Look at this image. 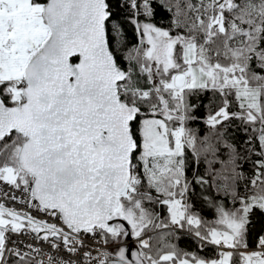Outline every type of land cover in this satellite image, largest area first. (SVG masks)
Wrapping results in <instances>:
<instances>
[{"label": "snow or ice", "instance_id": "obj_1", "mask_svg": "<svg viewBox=\"0 0 264 264\" xmlns=\"http://www.w3.org/2000/svg\"><path fill=\"white\" fill-rule=\"evenodd\" d=\"M118 7L139 37L124 66L110 39L122 35V22L109 0H0V181L62 224L0 203V264L10 257L76 264L50 253L36 260L41 249L32 244L25 252L8 247L7 233L27 232L80 255V264H233L235 255L239 264H264V236L259 250H246L250 218L264 214V159L250 180L256 191L241 195L240 149L227 128L239 120L252 133L245 151L258 144L264 157V0H123ZM157 8L167 26L153 22ZM209 92L219 103L201 137L188 125L198 119L193 98ZM201 162L207 171L194 182L239 204L217 205L218 219L207 227L185 202L193 183L186 167ZM145 202L166 206L168 223ZM170 226L227 250L209 260L173 244L154 249L147 233ZM97 237L104 247L94 256L86 240Z\"/></svg>", "mask_w": 264, "mask_h": 264}, {"label": "trees", "instance_id": "obj_2", "mask_svg": "<svg viewBox=\"0 0 264 264\" xmlns=\"http://www.w3.org/2000/svg\"><path fill=\"white\" fill-rule=\"evenodd\" d=\"M109 3L111 4L113 11L119 13L120 20L122 22V35L117 38V41L120 40L119 42L121 45L117 44L116 46L115 44H112V46L117 53V58L120 60L121 65L124 66L126 61L122 59L123 56L126 54L128 49L138 44L139 38L135 31V25L130 22V17L127 13V10L118 7V3H123V0H109ZM153 22L158 26H167L168 14L157 8ZM114 34V32L110 33V39H115ZM193 102L199 105L196 110V116L198 119L195 122H190L188 126L192 129H195L198 134L203 137L204 135H208L211 132V130L204 123V120H206L207 115L215 109L219 101L218 98H215L213 94L209 92L201 96L198 100L193 98ZM233 110H236L235 106H233ZM227 128L230 142L235 143L240 149L238 171L243 173L244 178L239 181L238 191L241 195H251L256 191V189L252 188L250 184V180L253 178L256 172L255 161L264 159V157L258 154V144L254 145V147H256L255 152L245 151V149L249 147L245 141H247L248 137L252 135V133L250 130L249 132L245 133L244 126L239 120H232L230 124L227 125ZM221 159H227V155L225 154L221 156ZM215 168L219 169L220 165L216 164ZM185 171L187 179L189 181H193L185 197V202L190 205L191 213L198 215L206 227L213 226L214 221L218 219L217 205L223 203L227 210L239 207L238 203H233L231 197L225 198L223 193L217 192L215 188H212L211 192H209L207 187H201L194 182V176L196 174L203 175L207 171L206 163L201 162L197 167L187 166ZM246 184L248 185L247 188H245ZM146 190V188L141 189V191ZM152 195L155 197L156 193L153 191ZM145 207L157 212L159 214L160 220L168 223V213L166 206L159 204H148L145 202ZM250 219L251 224L249 226L246 240L248 247H255L259 238L264 236V214H261L259 211H257L256 214ZM148 235L153 237L152 243L154 249L157 246L163 247L165 244H173L176 246L177 250L182 253H193L198 257L209 260L213 259L216 254V249L214 246L202 244L189 234L179 230L163 228L157 229ZM160 237H163V239H160ZM222 250L227 249H221L220 251ZM10 259L11 264H16L15 257H10ZM233 264H239L238 255L233 257Z\"/></svg>", "mask_w": 264, "mask_h": 264}, {"label": "built area", "instance_id": "obj_3", "mask_svg": "<svg viewBox=\"0 0 264 264\" xmlns=\"http://www.w3.org/2000/svg\"><path fill=\"white\" fill-rule=\"evenodd\" d=\"M12 196H15L16 199H12L11 198ZM24 199H26V197H24V194L22 193L21 190L15 189L12 186L6 184L5 182L0 181V203H3L6 207L13 208L17 211L29 212L31 213V215H33L37 219L47 220L49 223H56L58 226H62V224L59 221L46 216L42 212L36 211L35 209L28 207V205L24 202ZM173 228H176V227H173ZM179 230H182L186 233L188 232L185 229H179ZM6 235L8 236V247L9 248H14V247L19 248L21 252L29 251V249L27 248L28 244H32L34 247L40 248L41 249L40 253H35V252L32 253V256H34L36 260H44L46 262L47 261L46 254L50 253L54 256H62L66 260L70 259V260L76 261V264H80V260H81L80 255H70L66 253L65 251H63V249H61L59 252H57V250L55 249H50L46 241L34 239V234L30 232L20 233V234L7 233ZM53 239H57V238H53ZM96 239H97V242H93L90 238L86 240V243L89 244L91 248L93 249L94 256L97 254L95 251L96 248L103 249L104 247L102 243L99 242L100 238L97 237ZM13 241H15V243H13ZM107 247L109 249L111 248L110 245ZM246 250L253 251V250H259V249L257 246H255L252 248H247Z\"/></svg>", "mask_w": 264, "mask_h": 264}, {"label": "flooded vegetation", "instance_id": "obj_4", "mask_svg": "<svg viewBox=\"0 0 264 264\" xmlns=\"http://www.w3.org/2000/svg\"><path fill=\"white\" fill-rule=\"evenodd\" d=\"M114 36H115V39H112V38H111V39H112V40H111V41H112V44H115L116 46H117V44H118V45H121V43L119 42L120 40L117 41V38H118V37L116 36V34H114ZM138 38H139V37H138ZM146 83H147L146 81H143V82H142V84H146Z\"/></svg>", "mask_w": 264, "mask_h": 264}, {"label": "water", "instance_id": "obj_5", "mask_svg": "<svg viewBox=\"0 0 264 264\" xmlns=\"http://www.w3.org/2000/svg\"><path fill=\"white\" fill-rule=\"evenodd\" d=\"M126 223V222H125ZM132 238H129L128 240H131ZM129 245H131L132 247H131V251H136L137 249H136V247L133 245V244H130V243H128ZM129 257L131 258V256H130V253H129Z\"/></svg>", "mask_w": 264, "mask_h": 264}, {"label": "rangeland", "instance_id": "obj_6", "mask_svg": "<svg viewBox=\"0 0 264 264\" xmlns=\"http://www.w3.org/2000/svg\"><path fill=\"white\" fill-rule=\"evenodd\" d=\"M170 228V227H169ZM157 229H154V230H150L147 234H150L151 232L155 231ZM133 243H135V241H133Z\"/></svg>", "mask_w": 264, "mask_h": 264}]
</instances>
